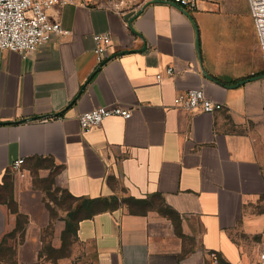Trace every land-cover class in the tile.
<instances>
[{
  "label": "crops",
  "instance_id": "0c3cea01",
  "mask_svg": "<svg viewBox=\"0 0 264 264\" xmlns=\"http://www.w3.org/2000/svg\"><path fill=\"white\" fill-rule=\"evenodd\" d=\"M72 30L27 55L0 49L3 177L55 170L95 264H254L264 245V58L247 0L57 4ZM111 33L103 62L94 34ZM167 65L173 75L157 73ZM190 88L224 103L175 105ZM120 103L83 131L78 115ZM217 260V261H216Z\"/></svg>",
  "mask_w": 264,
  "mask_h": 264
},
{
  "label": "rangeland",
  "instance_id": "374dc122",
  "mask_svg": "<svg viewBox=\"0 0 264 264\" xmlns=\"http://www.w3.org/2000/svg\"><path fill=\"white\" fill-rule=\"evenodd\" d=\"M220 1V0H214ZM55 170L20 176L9 168L1 199L8 227L0 243V264H95L89 245L68 224L74 199L56 181Z\"/></svg>",
  "mask_w": 264,
  "mask_h": 264
},
{
  "label": "built area",
  "instance_id": "2783aa9c",
  "mask_svg": "<svg viewBox=\"0 0 264 264\" xmlns=\"http://www.w3.org/2000/svg\"><path fill=\"white\" fill-rule=\"evenodd\" d=\"M104 0H0V49H11L27 55L40 45L54 38L69 37L72 30L48 17V9L57 4H101ZM113 7H118L122 0H108ZM185 9L192 11L198 8L199 0H172ZM252 16L258 42L264 58V0H247ZM93 51L99 63L112 42L111 33L94 34ZM174 67L167 65L157 73L162 80L165 75H173ZM175 105L191 111L214 112L223 108L224 103L207 97L202 88H190L175 97ZM133 108L120 103L97 105L79 113L78 118L83 131H88L110 115H121L128 118ZM24 157L15 159L12 168L24 175ZM217 261V260H216ZM254 264H264V245L261 247Z\"/></svg>",
  "mask_w": 264,
  "mask_h": 264
},
{
  "label": "trees",
  "instance_id": "16d2710c",
  "mask_svg": "<svg viewBox=\"0 0 264 264\" xmlns=\"http://www.w3.org/2000/svg\"><path fill=\"white\" fill-rule=\"evenodd\" d=\"M68 224H70V223H68Z\"/></svg>",
  "mask_w": 264,
  "mask_h": 264
}]
</instances>
